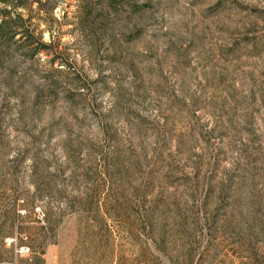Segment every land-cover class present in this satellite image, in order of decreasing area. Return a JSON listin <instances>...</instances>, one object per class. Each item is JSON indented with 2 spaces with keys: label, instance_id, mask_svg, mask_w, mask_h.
Here are the masks:
<instances>
[{
  "label": "rangeland",
  "instance_id": "1",
  "mask_svg": "<svg viewBox=\"0 0 264 264\" xmlns=\"http://www.w3.org/2000/svg\"><path fill=\"white\" fill-rule=\"evenodd\" d=\"M82 1L0 0V264H264V0Z\"/></svg>",
  "mask_w": 264,
  "mask_h": 264
},
{
  "label": "trees",
  "instance_id": "2",
  "mask_svg": "<svg viewBox=\"0 0 264 264\" xmlns=\"http://www.w3.org/2000/svg\"><path fill=\"white\" fill-rule=\"evenodd\" d=\"M6 3L7 2H5V4ZM9 3L11 5V3H13V0H10ZM92 3V0H84L79 7V13L83 17L80 20L81 29L82 31L91 34H96L100 32V30L105 31L108 42H110L112 41V34L110 31V27H107L106 23L108 21L106 22V19L105 22H103L105 25L101 26L100 28L95 23L92 22L90 24V22L88 21L91 18L92 13L94 12ZM117 3L118 2L116 0H103V8L100 11L103 13V15L106 16L107 20H109V18L111 17L115 19L120 18V10L117 8ZM3 14L5 16L1 14L2 16L0 18V43L5 42L7 38H10V40L15 37L22 38L24 34L27 33V30L25 28V21L19 15L10 17L7 11H4ZM45 47V44L41 42V37H35L33 33V50L31 51V53H33V55H36L39 52L43 51Z\"/></svg>",
  "mask_w": 264,
  "mask_h": 264
}]
</instances>
